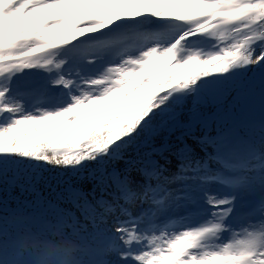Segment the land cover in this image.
Instances as JSON below:
<instances>
[{
  "label": "snow or ice",
  "instance_id": "snow-or-ice-1",
  "mask_svg": "<svg viewBox=\"0 0 264 264\" xmlns=\"http://www.w3.org/2000/svg\"><path fill=\"white\" fill-rule=\"evenodd\" d=\"M0 264H264V0H0Z\"/></svg>",
  "mask_w": 264,
  "mask_h": 264
}]
</instances>
